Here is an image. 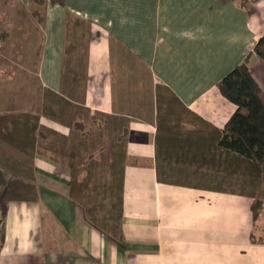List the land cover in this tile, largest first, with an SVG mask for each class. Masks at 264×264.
Segmentation results:
<instances>
[{
  "label": "crops",
  "instance_id": "obj_1",
  "mask_svg": "<svg viewBox=\"0 0 264 264\" xmlns=\"http://www.w3.org/2000/svg\"><path fill=\"white\" fill-rule=\"evenodd\" d=\"M17 2L19 57L0 82V264H264L245 157L220 143L238 106L219 89L249 58L264 91V0ZM116 155L111 232L71 188L83 158Z\"/></svg>",
  "mask_w": 264,
  "mask_h": 264
},
{
  "label": "trees",
  "instance_id": "obj_2",
  "mask_svg": "<svg viewBox=\"0 0 264 264\" xmlns=\"http://www.w3.org/2000/svg\"><path fill=\"white\" fill-rule=\"evenodd\" d=\"M45 0H35L36 11ZM255 0H251L253 2ZM253 52L264 62V33L256 42ZM249 58L227 73L219 83L222 94L238 108L227 122L221 145L244 155L245 182H254L264 190V91L252 74ZM113 148V147H112ZM83 158L86 175L73 176L71 196L85 206L89 219L107 231L116 230L122 218L123 158ZM98 166V171H97ZM96 168L95 176L89 172ZM77 170L74 172L76 174ZM98 172L101 176H98ZM77 189L79 192L77 193ZM252 210L255 218L260 214L264 200L253 191Z\"/></svg>",
  "mask_w": 264,
  "mask_h": 264
},
{
  "label": "rangeland",
  "instance_id": "obj_3",
  "mask_svg": "<svg viewBox=\"0 0 264 264\" xmlns=\"http://www.w3.org/2000/svg\"><path fill=\"white\" fill-rule=\"evenodd\" d=\"M8 0H6L7 2ZM10 1V0H9ZM242 1L246 6H251V0H240ZM5 4H2V0H0V14L5 11L6 17L4 19L0 18V82L4 80V78L11 76L14 72V59H17L19 56L14 53L13 51V34H12V28L11 23L13 21V17L15 16L16 11L18 12L21 8H19V4L17 0H11V2H7ZM22 12V10H21ZM19 15V13H18ZM85 28V26H83ZM4 32V33H3ZM3 33V34H2ZM3 35V36H2ZM6 39L5 41H2V38ZM18 51V50H17ZM29 53L25 54L26 58H30ZM31 61V60H29ZM71 69V67H68V70ZM3 70V71H2ZM263 72V73H262ZM262 72H256L258 75V78L264 82V71ZM2 83H0V86ZM85 174V173H84ZM254 177H250L245 182V190L246 191H253L255 195H257L259 198H262L264 200V190L259 186L258 183L254 182ZM260 221L258 222L254 238L260 241L264 240V202L263 206L260 208V214L258 217H261Z\"/></svg>",
  "mask_w": 264,
  "mask_h": 264
}]
</instances>
